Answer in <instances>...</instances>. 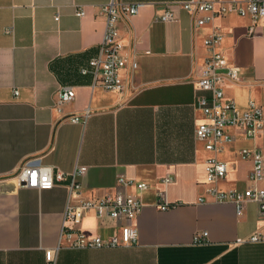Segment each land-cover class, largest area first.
I'll return each instance as SVG.
<instances>
[{
  "label": "crops",
  "instance_id": "0c3cea01",
  "mask_svg": "<svg viewBox=\"0 0 264 264\" xmlns=\"http://www.w3.org/2000/svg\"><path fill=\"white\" fill-rule=\"evenodd\" d=\"M108 1L0 0V264H47L46 251L57 248L56 264H264V243L236 244L264 232L259 206L247 203L239 215L233 203H218L208 193L214 186L231 191L251 184L253 162L240 151L259 149L264 156V134L253 140L235 133L236 141L219 156L227 177L205 184L212 153L196 137L205 118L194 107L205 93L196 82L208 56L204 41L214 32L241 71L240 82L224 86L226 97L241 108L250 100L264 105V19L252 37L253 21L236 14L198 27L180 6L188 0H117L142 4L138 15L117 23L123 51L137 55L139 65L126 75L121 95L94 87L93 75L81 72L103 41L100 7ZM168 7L175 20L163 22L159 17ZM61 87L76 95L58 107ZM31 161L65 173L87 167L77 179L81 198L69 199L67 182L43 191L23 187L16 174ZM119 176L150 185L136 221L137 244L71 247L62 236L69 200L114 193ZM165 177L173 179L169 197L177 206L161 211L156 195ZM76 227L104 238L118 231L93 215ZM202 233H208L207 243L195 244Z\"/></svg>",
  "mask_w": 264,
  "mask_h": 264
},
{
  "label": "built area",
  "instance_id": "2783aa9c",
  "mask_svg": "<svg viewBox=\"0 0 264 264\" xmlns=\"http://www.w3.org/2000/svg\"><path fill=\"white\" fill-rule=\"evenodd\" d=\"M180 6L195 19L198 27L229 14L249 17L253 24L249 26L248 35L252 37L256 35L258 21L264 19V0H188L180 3ZM141 7V3H120L117 0H109L100 7V14L106 20L105 35L97 56L81 71L84 75H93L94 87L121 95L126 92V75L138 69V57H130L123 51L117 23L122 16L138 15ZM77 15L84 17L85 11L79 9ZM159 19L163 22L174 21L172 8L168 7ZM55 21H60L59 13L55 15ZM6 33L13 34V29H8ZM221 40L222 35L214 32L204 41L208 56L196 82L198 88L205 93L196 97L194 102L195 109L201 111L205 118L196 128V137L204 143L205 149L212 153L205 167V184L209 185H217L227 177L228 165L219 156L225 147L236 141L235 133H241L245 139L253 140L264 134V105L250 100L241 108L234 100L226 97L224 86L240 82L241 71L239 67L229 63L224 51L219 48ZM14 93L19 95L18 90ZM75 95L74 88L61 87L57 92L56 105L62 107L69 104ZM240 155L253 162L249 178L251 184L244 190L231 191H223L214 186L208 193L218 203H233L239 215L243 213L245 204L256 203L264 217V186L259 185L264 181V156L259 149H243ZM87 170L85 166H77L73 172L65 173L53 166L31 161L18 171L16 178L23 187L40 191L51 190L67 182L65 187L69 192V199L81 198L82 186L77 179L84 176ZM172 183L171 177L161 179L162 188L156 195V208L161 211L177 206L169 197V187ZM149 188L150 185L146 182L119 176L114 193L103 197L82 198L77 204H72L69 200L64 212L63 238L69 239L70 246L78 249L117 248L137 244L139 232L136 221L144 207L142 196ZM203 200L201 197L200 201ZM90 215L101 221L113 222L118 231L104 238L76 227ZM207 237L208 233L197 234L194 243L204 245L207 243ZM245 243H264V232H255L236 241L237 245ZM58 250L59 248L46 251L47 264H56Z\"/></svg>",
  "mask_w": 264,
  "mask_h": 264
}]
</instances>
